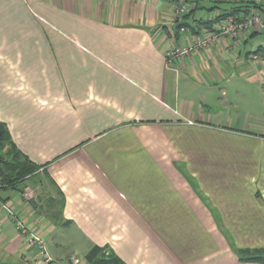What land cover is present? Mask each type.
Returning <instances> with one entry per match:
<instances>
[{"label": "crops", "instance_id": "crops-1", "mask_svg": "<svg viewBox=\"0 0 264 264\" xmlns=\"http://www.w3.org/2000/svg\"><path fill=\"white\" fill-rule=\"evenodd\" d=\"M184 1L177 16V0H0V124L37 167L0 189V263L39 264L31 234L55 264L94 246L125 264H259L231 238L264 248V62L245 48L264 5L195 48L228 4Z\"/></svg>", "mask_w": 264, "mask_h": 264}, {"label": "trees", "instance_id": "trees-1", "mask_svg": "<svg viewBox=\"0 0 264 264\" xmlns=\"http://www.w3.org/2000/svg\"><path fill=\"white\" fill-rule=\"evenodd\" d=\"M219 3L228 4V6L222 8L221 15L215 18L214 21L218 23L229 17L240 20L249 14L252 9H260L261 5H263V3L256 4L253 0H230L220 1ZM253 56L260 58L264 62V47L258 46ZM8 141V133L5 127L0 124V180L7 187H13L24 178L32 175L37 170V167L12 148L6 156L4 148L8 145ZM237 255L242 261L264 264V248L238 249ZM84 261L86 264H125L118 256L112 252H107L106 249L99 246H94L84 256Z\"/></svg>", "mask_w": 264, "mask_h": 264}, {"label": "built area", "instance_id": "built-area-1", "mask_svg": "<svg viewBox=\"0 0 264 264\" xmlns=\"http://www.w3.org/2000/svg\"><path fill=\"white\" fill-rule=\"evenodd\" d=\"M215 2H220V1H230V0H212ZM246 1V0H244ZM255 1L256 4L263 3L264 5V0H253ZM178 5L176 9V15L177 16H183L186 14V5L184 0H177ZM259 19L257 17V14L253 11V9L247 14L245 17L242 19L238 20L233 17H229L227 19L222 20L221 22H217L215 26L213 27L212 31L209 33V38L207 40H197L196 43L194 44L195 48H203L207 45L208 41H214L220 37H225L227 35L234 36L236 35L239 31L245 30L248 27L258 24ZM183 31V29H182ZM178 51H175L174 53L171 54V56L175 57L177 56ZM7 187L6 185L2 184L0 180V189ZM25 195L27 196L28 199H32L34 196V190H32L30 187H25L24 188ZM2 210L4 211L5 215L8 217L10 222L13 225V230L16 233L19 234H25V227L23 222L18 219L16 216L13 208L9 204H5L2 206ZM26 242L28 245L33 246L36 248L38 252L37 256V261L36 263L39 264H55L54 261L50 258V256L46 253L44 249L43 242L40 238H38L35 235L28 234L26 235ZM70 262L72 264H81L79 260L74 256L70 258Z\"/></svg>", "mask_w": 264, "mask_h": 264}, {"label": "rangeland", "instance_id": "rangeland-1", "mask_svg": "<svg viewBox=\"0 0 264 264\" xmlns=\"http://www.w3.org/2000/svg\"><path fill=\"white\" fill-rule=\"evenodd\" d=\"M258 46L264 47V33L256 35L254 38H252L248 42V44L245 46V48L247 51L253 52V51H255V49ZM260 107L262 108V106H260ZM6 147H7V150H5L4 154L7 156V154L11 151V147L8 145ZM259 242H261V239L246 238V237L231 238V244L233 247L237 246V247H245V248L246 247L255 248L256 245L259 244ZM80 261H82V260H80Z\"/></svg>", "mask_w": 264, "mask_h": 264}]
</instances>
